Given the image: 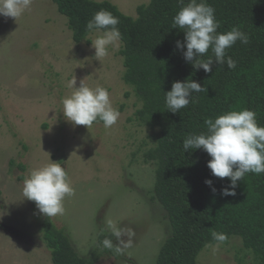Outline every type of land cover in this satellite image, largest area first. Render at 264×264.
<instances>
[{
  "label": "rangeland",
  "instance_id": "1",
  "mask_svg": "<svg viewBox=\"0 0 264 264\" xmlns=\"http://www.w3.org/2000/svg\"><path fill=\"white\" fill-rule=\"evenodd\" d=\"M110 1L135 17L150 0ZM98 35L76 43L52 0H32L17 20L0 16V264H53L43 239L46 216L23 195L24 180L50 159L66 168L75 188L65 213L51 219L81 255L92 252L100 233L111 232L108 220L135 231L133 247L95 264H155L171 233L153 198L154 167L145 160L159 129L136 119L142 102L124 81L122 42L97 58L91 41ZM74 77L75 87L83 81L109 91L120 112L114 126L96 121L87 129L66 120L62 99L71 95ZM216 244L202 249L195 264H256L239 236L214 251Z\"/></svg>",
  "mask_w": 264,
  "mask_h": 264
},
{
  "label": "trees",
  "instance_id": "2",
  "mask_svg": "<svg viewBox=\"0 0 264 264\" xmlns=\"http://www.w3.org/2000/svg\"><path fill=\"white\" fill-rule=\"evenodd\" d=\"M52 2L66 17L76 43L90 41L93 32L86 30V23L101 9L119 18L123 78L142 102L136 119L159 129L155 145L145 151V160L154 167L153 198L163 206L171 233L155 264H195L202 249L217 243L213 231L227 235L223 243L239 236L256 264H264V173H247L238 181L236 195L224 196L221 189L230 180L212 175L207 167L211 157L203 149H183L190 134L207 131L206 119L229 111L253 110L258 125L264 126V0H205L215 9L218 33L237 26L248 36L247 44L238 40L227 50L226 59L230 56L236 61L234 69L227 63H213L209 73L185 60L186 48H176L177 40L184 42L185 33L173 28V18L189 0L183 4L181 0H150L137 6L135 17L110 0ZM209 56L214 59L211 48L201 59ZM187 80L200 83L207 91L193 92L189 105L174 114L166 107V92L173 82ZM206 179L213 181L211 187ZM42 223L53 264H95L105 254L118 255L102 244L105 238L115 244L111 232L100 233L95 248L83 256L64 228L47 217Z\"/></svg>",
  "mask_w": 264,
  "mask_h": 264
},
{
  "label": "clouds",
  "instance_id": "3",
  "mask_svg": "<svg viewBox=\"0 0 264 264\" xmlns=\"http://www.w3.org/2000/svg\"><path fill=\"white\" fill-rule=\"evenodd\" d=\"M183 4V0H181ZM32 0H0V16L17 20L30 9ZM119 18L111 12L101 9L86 23L88 32L99 33L91 41L95 49V57L102 58L109 54L110 47L114 48L121 42V33L117 27ZM220 22L216 19L215 9L205 0H189L173 18V28L183 30L185 40L176 41L177 49H185L183 56L191 62L196 70L203 69L206 73L212 71L213 63L223 65L227 63L230 69L236 67V61L227 57V50L238 40L248 43V36L233 26L230 31L218 33ZM211 48L214 59H201ZM75 77L69 81L73 89L71 95L62 99V113L67 121L74 125H83L89 129L94 122H103L105 128L114 126L120 117L118 109L114 108L110 93L106 88H90L83 81L75 87ZM207 91L194 80L186 82L175 81L171 90L166 92V107L172 113L186 108L192 99V93ZM256 112L247 108L229 111L219 115L214 120H205L207 131L200 134H190L183 141L184 152L189 149H203L211 159L207 167L213 176L220 179L229 178L230 184L221 189L224 196H235L238 181L244 180L247 173L256 175L264 173V126L258 125ZM205 184L212 186L213 181L205 180ZM212 191L216 189L213 187ZM24 198L35 202L36 208L47 218L65 213V198L75 195L68 172L60 162H50L45 166L33 169L23 182ZM107 228L119 242L105 238L103 247L123 254L126 249L133 247L135 231L128 227H120L112 220L107 221ZM212 237L217 241L213 248L227 240L225 233L213 231ZM122 237H127L126 240Z\"/></svg>",
  "mask_w": 264,
  "mask_h": 264
},
{
  "label": "bare ground",
  "instance_id": "4",
  "mask_svg": "<svg viewBox=\"0 0 264 264\" xmlns=\"http://www.w3.org/2000/svg\"><path fill=\"white\" fill-rule=\"evenodd\" d=\"M100 1V0H99Z\"/></svg>",
  "mask_w": 264,
  "mask_h": 264
}]
</instances>
